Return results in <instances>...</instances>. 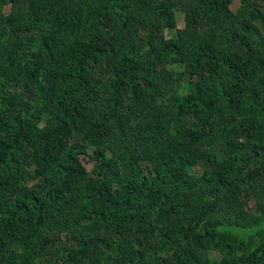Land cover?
Wrapping results in <instances>:
<instances>
[{
  "label": "trees",
  "instance_id": "16d2710c",
  "mask_svg": "<svg viewBox=\"0 0 264 264\" xmlns=\"http://www.w3.org/2000/svg\"><path fill=\"white\" fill-rule=\"evenodd\" d=\"M0 264H264V0H0Z\"/></svg>",
  "mask_w": 264,
  "mask_h": 264
},
{
  "label": "rangeland",
  "instance_id": "374dc122",
  "mask_svg": "<svg viewBox=\"0 0 264 264\" xmlns=\"http://www.w3.org/2000/svg\"><path fill=\"white\" fill-rule=\"evenodd\" d=\"M239 8V2L235 1V3L233 4V11L236 12ZM178 26L179 27H183L184 26V20H183V16L181 15V13H178ZM168 33V32H167ZM176 33V31H172L170 34H174ZM169 35V33H168ZM81 162L83 164V166L89 171L91 169L92 163L89 161V159L87 157H82L81 158ZM212 256L214 258H217L218 255L216 253H212Z\"/></svg>",
  "mask_w": 264,
  "mask_h": 264
}]
</instances>
